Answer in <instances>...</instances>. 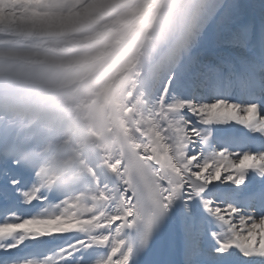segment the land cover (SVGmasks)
<instances>
[{
    "label": "snow or ice",
    "instance_id": "obj_1",
    "mask_svg": "<svg viewBox=\"0 0 264 264\" xmlns=\"http://www.w3.org/2000/svg\"><path fill=\"white\" fill-rule=\"evenodd\" d=\"M0 264H264V0H0Z\"/></svg>",
    "mask_w": 264,
    "mask_h": 264
}]
</instances>
